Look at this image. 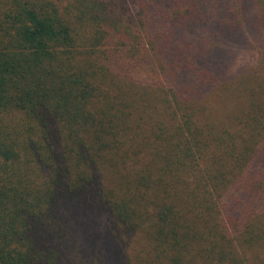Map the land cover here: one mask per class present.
Returning <instances> with one entry per match:
<instances>
[{"label": "trees", "instance_id": "obj_1", "mask_svg": "<svg viewBox=\"0 0 264 264\" xmlns=\"http://www.w3.org/2000/svg\"><path fill=\"white\" fill-rule=\"evenodd\" d=\"M0 264H264V0H0Z\"/></svg>", "mask_w": 264, "mask_h": 264}, {"label": "rangeland", "instance_id": "obj_2", "mask_svg": "<svg viewBox=\"0 0 264 264\" xmlns=\"http://www.w3.org/2000/svg\"><path fill=\"white\" fill-rule=\"evenodd\" d=\"M3 7V2L0 3V13H1V8Z\"/></svg>", "mask_w": 264, "mask_h": 264}]
</instances>
